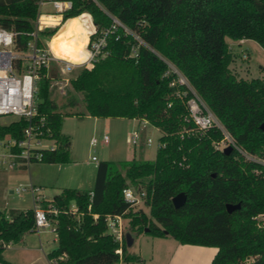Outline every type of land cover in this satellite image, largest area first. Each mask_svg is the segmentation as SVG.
Returning a JSON list of instances; mask_svg holds the SVG:
<instances>
[{
  "label": "trees",
  "instance_id": "1",
  "mask_svg": "<svg viewBox=\"0 0 264 264\" xmlns=\"http://www.w3.org/2000/svg\"><path fill=\"white\" fill-rule=\"evenodd\" d=\"M38 2L0 0V28L17 34L16 51H27ZM72 2V9L63 16L66 23L41 33L53 38L50 45L64 39V29L71 26L89 34L94 24L101 32L111 26L110 16L144 45L121 30L108 39L109 54L70 81L73 91L82 95L83 113L63 111L75 107L77 100L70 98L60 107L51 89L52 79L58 77L41 70L34 123L44 120V135L55 140L57 147L42 151L37 162H71V139L62 127L65 118L75 115L146 121L162 136L154 161L100 162L92 190L64 189L52 201L37 204L58 210L57 215L48 216L57 235L49 261L142 264L140 257L129 253L126 238L120 245L108 232L106 217L123 215L130 220L132 236L146 233L180 244L218 245L222 251L213 264H264V77H239L231 69L234 57L227 43L228 38L252 40L264 50V0ZM73 53L61 57L71 59ZM161 57L185 76L242 152L233 149L225 154L215 149L214 143L224 139L219 129L200 134L185 121L187 112L177 96L178 88L170 86L175 76H167L168 66ZM259 71L264 74V67L259 66ZM28 125L17 117L0 125V140H22ZM128 188L145 194L149 216L143 210L134 211L125 200ZM180 193L187 195V203L176 209L173 198ZM228 204L241 207L229 213ZM35 232V209L0 211V264H13L5 259V249Z\"/></svg>",
  "mask_w": 264,
  "mask_h": 264
},
{
  "label": "rangeland",
  "instance_id": "2",
  "mask_svg": "<svg viewBox=\"0 0 264 264\" xmlns=\"http://www.w3.org/2000/svg\"><path fill=\"white\" fill-rule=\"evenodd\" d=\"M41 13L54 14L55 11L52 5L47 4L41 9ZM43 20L58 24L61 19L45 17ZM78 22L81 23L82 20ZM78 30L80 28L74 29L72 26L65 28V38L54 46L50 45L52 53L60 57L64 54L75 53L78 39L80 38L76 36ZM81 33L85 32L81 31ZM227 41L232 42L229 38ZM44 44L50 43L44 40ZM231 47L236 51H240L237 45L233 46L232 44ZM14 53L16 55L20 54L16 50H14ZM253 63V67H256V62ZM83 68L85 67L64 69L63 64L58 63L50 67L49 73L53 75V78L58 77L52 79V99L60 107H65L70 98L77 100L75 107L63 109L66 113L77 114L85 112L82 95L74 92L70 85V81L77 77ZM234 70L237 71L238 66H235ZM0 75L5 76L6 73H0ZM15 118V116L0 117V125H8ZM143 125H145V128H143ZM62 130L71 139V162L69 164L35 162L27 168H17L14 171L7 170L12 177V190L20 188L24 191L21 194H10L8 192L1 208L22 211L33 210L35 201L29 189L31 186L39 189L38 194L42 200L48 201H52L64 189L91 190L95 185L97 165L100 162L110 161L118 163L133 159L154 161L162 136V132L159 129L146 121L119 118H98L95 120L92 117L77 115L65 118ZM135 132L140 134L137 144H134L132 140ZM104 135L109 137L108 144L103 142ZM93 137L99 139L97 147H92L90 144ZM149 139L151 140L150 145L148 144ZM4 151L5 149L0 146V154H3ZM93 157H96L97 161H93ZM139 210H143L148 216L150 215L149 208L146 207L144 200L139 205L134 206V211ZM51 225V227L43 228L39 232L27 234L23 238L25 244L20 242L9 245L4 252L5 259L13 264H48L47 255L55 248V240L57 239V235L53 231L55 224L52 223ZM124 225L126 234L131 233L129 219H125ZM143 234L148 236L146 233ZM133 237L137 238L138 235L133 232ZM40 244L43 247L41 250ZM140 245H143L144 250H148V252L151 249L150 245H144L139 239L134 246L129 247L133 255L137 254L136 252L139 250ZM152 264H157V262Z\"/></svg>",
  "mask_w": 264,
  "mask_h": 264
},
{
  "label": "built area",
  "instance_id": "3",
  "mask_svg": "<svg viewBox=\"0 0 264 264\" xmlns=\"http://www.w3.org/2000/svg\"><path fill=\"white\" fill-rule=\"evenodd\" d=\"M47 4L52 5L55 11L54 14L41 13V9ZM72 7V0H39L38 18L35 23V30L28 34L27 51H17L20 53L18 55L14 53V50H16L15 40L17 34L0 28V73H6L5 76L0 75V117L15 116L17 118H24L29 122V125L24 130V137L22 140L18 141L10 137H5L0 140V146L5 149L3 154H0V170L27 168L30 164L42 159V151L55 150L57 147L55 140L46 138L44 135V120L41 119L38 123H34V119L37 116L36 98L38 82L42 69L50 70L52 63L63 64L64 69L83 66L85 68H92L96 61L105 58L109 54L106 50L108 39L121 30H123L125 35L134 36L139 43L144 45V42L130 31L119 19L110 16L112 19L111 26L101 32L97 31L92 22L93 27L89 32V43L87 46L89 59L81 65H66L52 53L50 44H44V40L50 43L53 38L42 37L41 33L45 29L60 28L65 24L66 22L64 23L63 16L66 12L70 11ZM45 17H57L61 20L58 24H54L43 20ZM118 38L119 35L117 36V39ZM162 60L168 66L167 76H175L170 86L178 88L177 96L183 101L187 112L185 121L192 123L200 134H204L212 128L219 129L223 133L224 139L221 142L214 143L215 149L224 151L227 147H233V149L241 151L234 139L204 100L190 85L185 76L168 60L164 58H162ZM18 63H20V65H18ZM180 88H182V90H180ZM144 126L145 125H143V128H145ZM139 136V132L134 133L132 138L134 144H137ZM103 142L106 144L109 143V137L107 135H104ZM98 143L99 139L93 137L90 144L92 147H97ZM150 143L151 140L149 139L148 144L150 145ZM245 155L248 159L257 160L246 153ZM92 160L97 161V158L93 157ZM29 189L35 201V228L36 231L39 232L43 228L52 226V222L49 220L48 216L49 214L57 215L58 210L56 208L45 210L37 206L42 200L38 194L39 189L34 186L29 187ZM23 191V189L16 188L14 193L21 194ZM91 195H93V193H91ZM144 197V193L137 194L132 188H128L124 191L125 200L133 206L139 205L142 200H144ZM72 210L75 212L77 209L73 208ZM97 217L98 216H95V218ZM124 222L125 218L123 215L106 217L108 232L120 245L123 244L126 238ZM53 231L55 232V229H53ZM117 253L121 254V249H119ZM48 264H53V262L48 261Z\"/></svg>",
  "mask_w": 264,
  "mask_h": 264
},
{
  "label": "crops",
  "instance_id": "4",
  "mask_svg": "<svg viewBox=\"0 0 264 264\" xmlns=\"http://www.w3.org/2000/svg\"><path fill=\"white\" fill-rule=\"evenodd\" d=\"M80 31L86 32L89 37V34L86 29H80L79 33ZM227 43L234 57L231 69H233V71L237 73L239 77L244 78L246 80L264 77V74L260 73L259 71V66L264 67V50L260 47L259 44L252 40H232L231 43L229 41H227ZM232 44L233 46L237 45L240 48V51H236L234 48H232ZM253 62H256V67H253ZM235 66H238L237 71L234 70ZM97 119L98 118H95V120ZM63 134L65 133L63 132ZM11 181L12 177L9 175V172L7 170H0V211L3 212L9 211L4 207L1 208L3 202L5 201L7 193H14V190H12L11 187ZM139 239L144 245L151 246L149 252L148 250H144L143 245L139 246V250L136 252L137 254L135 255L140 257L144 261L142 264H152L155 262H157V264H213L220 252L222 251L220 246L214 244H180L178 241L170 237L158 238L150 235L147 236L144 234L138 235L137 238H134L132 246H134ZM23 241L24 240L22 239L21 242L25 244V241ZM55 243H57V239L55 240ZM41 245L42 244H40V250L43 249ZM130 250L131 249L128 248L129 253L132 254ZM47 261H49L48 255Z\"/></svg>",
  "mask_w": 264,
  "mask_h": 264
},
{
  "label": "bare ground",
  "instance_id": "5",
  "mask_svg": "<svg viewBox=\"0 0 264 264\" xmlns=\"http://www.w3.org/2000/svg\"><path fill=\"white\" fill-rule=\"evenodd\" d=\"M76 35L80 38L78 39V46L75 50V53L71 59H65L63 57L57 58L61 59L66 65H81L85 63L89 59V52L87 49L88 43H89V37L87 33H79V30L76 32ZM54 54V53H53Z\"/></svg>",
  "mask_w": 264,
  "mask_h": 264
},
{
  "label": "water",
  "instance_id": "6",
  "mask_svg": "<svg viewBox=\"0 0 264 264\" xmlns=\"http://www.w3.org/2000/svg\"><path fill=\"white\" fill-rule=\"evenodd\" d=\"M232 151H233V147H227L224 150V153L230 154ZM186 203H187V195L184 193H180L179 195H177L176 197L173 198V205L176 209H180V208L184 207ZM240 207L241 206L239 204L238 205L228 204L226 206L227 211L229 213H232L233 211L240 209ZM148 231L149 230L147 229L146 232H148ZM126 241H127L128 248L132 247L133 242H134V237L130 233H128V234H126Z\"/></svg>",
  "mask_w": 264,
  "mask_h": 264
}]
</instances>
